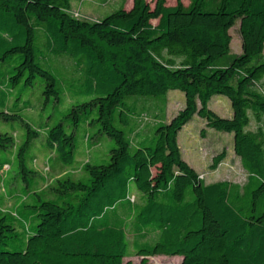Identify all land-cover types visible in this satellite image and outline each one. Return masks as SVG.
<instances>
[{
    "label": "trees",
    "instance_id": "obj_1",
    "mask_svg": "<svg viewBox=\"0 0 264 264\" xmlns=\"http://www.w3.org/2000/svg\"><path fill=\"white\" fill-rule=\"evenodd\" d=\"M73 1L0 0V54H18L10 85H0V119L19 120L27 132L20 145L15 131L0 132V151L11 150L36 179L11 211L0 202V242L24 234L21 249L0 250V264H130L131 254L136 264L157 255L180 256V264H264V0H154L151 7L132 0L94 20L80 17ZM235 21L240 53L230 54ZM58 62L79 87L65 86ZM36 82L47 97L69 94L63 118L44 129L45 146L64 165L76 161L77 126L87 128L88 150L101 136L113 141L105 153L94 151L96 161H80L81 175L59 169L46 179L25 166V147L39 130L13 110L10 91ZM168 90L181 92L183 105L165 121ZM213 95L227 97L229 117L208 108ZM128 96H158L162 110L134 117ZM193 115L204 120L201 135L205 128L232 134L242 184L204 183L182 159L176 136ZM138 129L150 130V140H135ZM224 156L221 149L209 167ZM9 170L0 158V174Z\"/></svg>",
    "mask_w": 264,
    "mask_h": 264
},
{
    "label": "rangeland",
    "instance_id": "obj_2",
    "mask_svg": "<svg viewBox=\"0 0 264 264\" xmlns=\"http://www.w3.org/2000/svg\"><path fill=\"white\" fill-rule=\"evenodd\" d=\"M132 0H74L72 3L73 9L78 11L80 17L94 20L103 17L115 9L119 8L120 3H123L124 9H128ZM150 7L154 0H145ZM183 5H187L189 0H180ZM175 0H164L165 5H173ZM119 4V5H118ZM155 21L152 20V23ZM230 35L229 53H240V37L238 32V21L228 29ZM1 53V52H0ZM9 57V58H8ZM63 57V56H61ZM18 54L6 53L4 56L0 54V85H10L11 67L16 64ZM58 70L62 73L63 82L67 88L79 87L74 84L76 80L71 76L70 68L64 67L58 62ZM69 84V85H68ZM264 88V86H262ZM0 89L6 91V87L0 86ZM44 86L36 82L34 85L25 87L21 83H15L10 91L11 97L17 98V105L12 107L18 112L23 119L28 122L33 128L39 130L38 136L32 138L29 144L25 147L24 163L28 169L35 168L39 174L46 178L55 176L57 170L65 169L66 171L74 172L76 176L81 175L78 169L80 161L91 159L92 162L97 148L104 150V153L113 146V141L107 136H101L99 139L100 145L92 149H87V128L84 125L77 126L73 129L75 141V155L76 161L73 165H64L57 158L56 154L45 146L44 129L55 125L63 118L64 113L70 108L66 101L69 94H61L59 99L54 95L46 96L43 93ZM2 92L0 91V99H2ZM161 98L158 96H128L124 100L127 102L136 101L135 106L131 108L134 117L140 116L142 113L146 114L148 118L153 114L154 110H162ZM66 101V102H65ZM183 105V95L178 90H168L166 92V104L162 119L167 121L180 109ZM208 108L214 111L221 117H229L231 108L229 100L223 95H213L207 102ZM8 108H11L10 106ZM251 117L250 112H248ZM140 118V117H139ZM262 124H259L264 129V117H262ZM141 126V125H140ZM257 124L250 119L248 128L255 129ZM204 127V120L197 115H193L177 132V144L180 149V154L183 160L192 167L204 181L210 183L219 180H228L238 184L245 181L246 172L243 169L239 158L232 150V134L228 132L218 131L211 128H205L204 135L199 133L200 129ZM67 132L72 129L67 127ZM145 125L143 131H145ZM15 131V138L20 145L26 139V129L19 120H2L0 119V132ZM151 131L147 129L142 132L138 129L136 131L135 140L144 139L150 140ZM221 149L225 151V156L216 168H210L211 157L218 153ZM11 150L0 151V158L7 157L10 164V170L7 173L0 174V202L3 200L2 208L6 211H11L16 204L18 198H22L23 194L32 191L35 187L36 179L31 178V173H25L19 167L17 158L11 157ZM15 155V151L13 152ZM106 159V157H104ZM81 161V162H82ZM77 169V170H76ZM83 175V173H82ZM29 176L28 185H26L25 177ZM85 176V174H84ZM18 194L17 197L13 194ZM135 195L139 193L134 190ZM10 200V202H8ZM13 204V205H11ZM21 229V228H18ZM21 231V230H20ZM18 231V236L14 238L4 239V243L0 242V250H19L24 243V234ZM127 238L130 241L132 235L127 232ZM140 257L131 254L124 258V262L128 261L130 264L139 262ZM180 256H166L157 255L146 258V264H180Z\"/></svg>",
    "mask_w": 264,
    "mask_h": 264
}]
</instances>
